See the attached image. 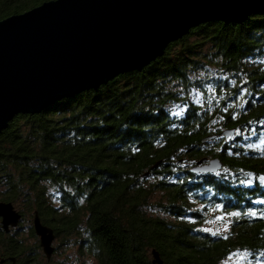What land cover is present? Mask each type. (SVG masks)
Masks as SVG:
<instances>
[{"label":"trees","instance_id":"16d2710c","mask_svg":"<svg viewBox=\"0 0 264 264\" xmlns=\"http://www.w3.org/2000/svg\"><path fill=\"white\" fill-rule=\"evenodd\" d=\"M45 1L0 0V20ZM263 135L264 12L195 27L141 71L18 115L0 133V201L32 217L37 238L27 247L0 219V264H51L36 212L56 238L77 237L84 264H156L153 250L163 264L234 254L264 264V216L248 214L264 212V149L253 146ZM203 158L222 169L192 173ZM212 210L241 215L213 235L203 230Z\"/></svg>","mask_w":264,"mask_h":264},{"label":"water","instance_id":"95a60500","mask_svg":"<svg viewBox=\"0 0 264 264\" xmlns=\"http://www.w3.org/2000/svg\"><path fill=\"white\" fill-rule=\"evenodd\" d=\"M264 12V0H49L0 20V133L18 115L37 114L57 101L141 71L191 29L211 21L243 23ZM234 130L224 132L226 137ZM203 158L192 173H216ZM1 225L16 228L22 214L0 201ZM46 258L56 235L34 215ZM153 262L163 264L156 250Z\"/></svg>","mask_w":264,"mask_h":264},{"label":"rangeland","instance_id":"374dc122","mask_svg":"<svg viewBox=\"0 0 264 264\" xmlns=\"http://www.w3.org/2000/svg\"><path fill=\"white\" fill-rule=\"evenodd\" d=\"M193 100L197 103H201L204 100L203 93L195 90L193 92L192 96ZM185 106L183 105H177L174 106V112L177 115H180L184 110ZM253 146H256L257 148L264 149V135L261 136V140L254 143ZM187 166H190L188 164ZM192 168V167H191ZM184 170V168L182 169ZM15 208L19 210V207L15 205ZM225 212L222 211H215L212 210L210 213H208L206 217V222L204 223V229L205 228H211L214 231H217L218 233L226 232L228 231L230 227V222L232 216H225L224 220H217L216 217L223 215ZM33 219L32 217L26 216L25 219H23L20 224L18 225V228H16L18 234L20 235L21 239H24L25 244L27 247H34L37 243V238L31 234V227H32ZM63 238V236L57 237L54 241V246L56 247L54 254L50 260L51 264H84L87 261V257L83 256L80 253V250L78 246L76 245L77 237L71 238V240H66ZM45 255V254H44ZM44 259V257H43ZM46 255H45V261H46ZM48 261V260H47ZM89 263L93 262V259L88 260ZM246 259H244V256L241 254L233 255L226 259L221 264H245Z\"/></svg>","mask_w":264,"mask_h":264},{"label":"snow or ice","instance_id":"6c2138e0","mask_svg":"<svg viewBox=\"0 0 264 264\" xmlns=\"http://www.w3.org/2000/svg\"><path fill=\"white\" fill-rule=\"evenodd\" d=\"M259 180H260L261 182H264V176H260V177H259ZM249 183H252V181H249ZM217 207L220 208L221 210H223V205H218ZM248 214L251 215V216H257V215L264 216V212H260V213H258V212L255 211V210L251 211V212L248 213ZM240 215H241V213H239V212H231V213L225 212L223 215L217 216L216 219H217V220H224L225 216H235V217H239ZM203 230L206 231V232H210V233H212L213 235H217V234H218L217 231H214V230L211 229V228H205V229H203ZM225 238H227V237H225ZM234 255H235V254H234Z\"/></svg>","mask_w":264,"mask_h":264},{"label":"flooded vegetation","instance_id":"af4514ba","mask_svg":"<svg viewBox=\"0 0 264 264\" xmlns=\"http://www.w3.org/2000/svg\"><path fill=\"white\" fill-rule=\"evenodd\" d=\"M42 250H43V249H41V251H40V249L37 247L35 252H33L32 254H31V253L29 254V257H30V256H33V254H35V253H39V251L43 253ZM47 260H48V259H47ZM50 260H51V259H50ZM50 260H48V262H49ZM1 264H7V261H6V260H5V261H2Z\"/></svg>","mask_w":264,"mask_h":264}]
</instances>
